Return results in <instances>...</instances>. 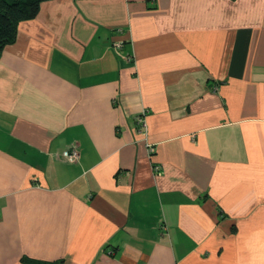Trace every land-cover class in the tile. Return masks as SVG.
Instances as JSON below:
<instances>
[{"label":"crops","instance_id":"1","mask_svg":"<svg viewBox=\"0 0 264 264\" xmlns=\"http://www.w3.org/2000/svg\"><path fill=\"white\" fill-rule=\"evenodd\" d=\"M253 260L264 0L43 1L0 52V264Z\"/></svg>","mask_w":264,"mask_h":264},{"label":"trees","instance_id":"2","mask_svg":"<svg viewBox=\"0 0 264 264\" xmlns=\"http://www.w3.org/2000/svg\"><path fill=\"white\" fill-rule=\"evenodd\" d=\"M46 0H0V52L14 41L21 21L33 18Z\"/></svg>","mask_w":264,"mask_h":264},{"label":"built area","instance_id":"3","mask_svg":"<svg viewBox=\"0 0 264 264\" xmlns=\"http://www.w3.org/2000/svg\"><path fill=\"white\" fill-rule=\"evenodd\" d=\"M117 47V49H121V44H116L115 45ZM136 124H137V128L136 131L140 134H142L144 136V142L145 145L147 146V148L151 151L152 150V144H150L147 139H146V124L145 121L143 119L142 116L138 117L136 120ZM63 156L68 160V161H76L78 159L79 153H78V149L76 147V145H72L69 148H67L64 153ZM159 167L155 166L154 167V171H158Z\"/></svg>","mask_w":264,"mask_h":264},{"label":"clouds","instance_id":"4","mask_svg":"<svg viewBox=\"0 0 264 264\" xmlns=\"http://www.w3.org/2000/svg\"><path fill=\"white\" fill-rule=\"evenodd\" d=\"M251 264H256L255 260H253V261L251 262Z\"/></svg>","mask_w":264,"mask_h":264}]
</instances>
